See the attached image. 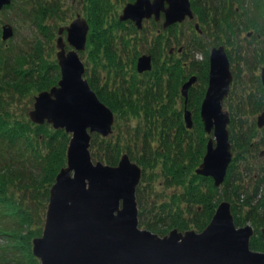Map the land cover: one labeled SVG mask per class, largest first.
<instances>
[{
  "label": "trees",
  "instance_id": "1",
  "mask_svg": "<svg viewBox=\"0 0 264 264\" xmlns=\"http://www.w3.org/2000/svg\"><path fill=\"white\" fill-rule=\"evenodd\" d=\"M15 2H18V10H13V13L22 23L32 24L36 34L31 48L28 46L29 51L23 48H4L0 39V264H40L31 252L32 239L41 235L40 224L45 217L49 190L56 174L65 166L70 136L46 123L35 125L27 115L35 94L54 86L60 78L57 61L52 56V44L56 41L60 26L56 31V24L50 23L62 17L58 15L56 1L11 0L4 8L15 7ZM32 2L35 5L26 10L25 6ZM191 2L198 25L207 21V9L199 0ZM111 3L112 0H85L84 8L85 18L90 25L87 39L89 45L96 52L104 50L102 56L107 63L105 66L110 72L113 71V85L118 87L110 89L114 90L110 92L108 86H101L97 67L93 69L92 76H84L99 100L118 119L122 113L127 116V120H133L135 126H118L114 132L115 141L101 139L98 148L95 147L98 136H93L90 145L92 159L115 166L120 156L127 154L132 162L140 166L142 176L136 190L140 227L161 236L174 228L200 232L209 223L219 202L226 200L231 204L235 225L241 227L249 224L254 228L250 248L253 251H264V239L260 234L264 227V160L259 165L255 161H248V158L257 159L264 152V129L258 130L255 120L248 118V115H257L261 111L257 99L252 104L247 103L249 107L243 105L227 109L231 115L228 131L233 158L223 183L217 188L211 178L194 173L212 137L204 131L199 116L198 102L204 89L193 91L190 95L191 104L195 101L198 106L188 109L193 113L192 127L188 129L182 119V110L152 104L158 98L151 86L155 83L158 86L157 94L160 93V75L154 81L149 78L137 81L134 74L125 80V64L128 66L129 62L123 59H126L131 49L128 47L126 52H122L125 56H117L113 52L112 34L117 27L109 25L108 21L117 12ZM245 3L247 6L242 8L239 17L247 21L240 22L237 34L242 41L241 36L245 40L244 32L251 29L264 36L257 25L263 21V0H249L248 3L245 0ZM176 26L172 28L174 38L179 35L175 33ZM218 26L220 22L216 17L214 27L218 29ZM132 29L144 35L146 28ZM126 35L122 34V40L126 41ZM254 40L245 41V53L253 55L261 52L260 47L264 48L261 40ZM199 44L196 41L192 47L202 52L204 46L199 47ZM43 45L46 46L45 53ZM160 45L158 43L151 53L153 57ZM133 48V56L139 55L141 50H138L137 42ZM136 61V57L130 60L132 70ZM172 74L175 92L178 93L180 80L182 82L185 79L184 69L177 65ZM127 84L132 89L125 88ZM3 85H7L8 93L12 91L24 97L30 96L28 104L18 115H13L5 108L9 101L2 96ZM141 89L142 99L137 98ZM158 187L159 191H156Z\"/></svg>",
  "mask_w": 264,
  "mask_h": 264
},
{
  "label": "water",
  "instance_id": "2",
  "mask_svg": "<svg viewBox=\"0 0 264 264\" xmlns=\"http://www.w3.org/2000/svg\"><path fill=\"white\" fill-rule=\"evenodd\" d=\"M10 3L0 0V10ZM160 12L164 13V29L194 16L189 0H135L125 5L119 20H132L140 29L143 18ZM89 31L87 19L78 13L68 25L59 27L55 57L60 78L34 96L28 112L33 124L46 123L70 135L65 166L49 190L41 235L32 239V255L40 264H264V251L250 248L254 228L249 224L237 227L226 200L219 202L200 232L174 228L160 236L139 227L136 190L142 176L140 166L127 154L111 166L94 162L90 153L91 135H111L115 118L84 77L79 52L86 48ZM12 36V26H2L1 39ZM151 69L149 55L137 59V73ZM262 79L264 82V69ZM195 80L192 76L182 85L184 98ZM231 80L224 47L212 48L209 85L200 108L204 131L212 137L194 173L211 178L217 188L233 158L230 115L222 107ZM183 118L186 128H191L189 110H184ZM257 125L264 126V114ZM260 234L264 239V227Z\"/></svg>",
  "mask_w": 264,
  "mask_h": 264
},
{
  "label": "flooded vegetation",
  "instance_id": "3",
  "mask_svg": "<svg viewBox=\"0 0 264 264\" xmlns=\"http://www.w3.org/2000/svg\"><path fill=\"white\" fill-rule=\"evenodd\" d=\"M134 1L135 0H118V2H116L118 3V9H114L115 5L113 3V10L118 13L116 14L117 16L112 15L110 17L108 21L110 23L109 25L114 27L116 26L117 28H137L136 24L132 20H119L125 5L134 3ZM152 1L153 0H150V3H152ZM189 2L194 16L192 19L186 18L183 22L190 24V29L194 33H190V38L181 44V47L176 51V54H174L173 47L169 48V51L166 50H168L167 47H170L171 42L174 44L175 38L172 34V28L174 25H178L179 23L173 24L164 29L163 23L165 18L163 12H160L157 16L152 14L150 17L143 18L142 28L139 30H142L143 28H146L148 25H150L151 27L156 28L157 32L154 36H151V40H149L147 43L150 44L148 51L133 57L138 59L140 55H149L152 60V69L151 71L144 73L131 71V75L134 74L139 81H141V77H146L149 78V80L152 79V81H154L160 75L161 77H159L162 79L160 82V93L157 94L158 86H156L155 83L153 86H151L152 90L155 92V97L158 98L157 100L152 101V104H158V106H166L169 108H178L182 110L181 115L184 121V110L198 106L195 104V101H193L191 104V93L193 91H201L204 89V94L198 102L199 109L201 108L202 101L209 85L211 50L212 48L223 46L228 58L229 70L232 75V80L229 84L228 93L222 100V107L224 110H227L228 108L235 109L243 105L249 107L246 104H252L253 100L257 99L258 104L261 107V111L257 115L256 113L253 115H248L249 120L253 121L254 119L255 123L257 124L259 115L264 114V82L262 79V71L264 69V48L260 47L259 50L261 52L253 53V55L250 53H245L244 50L245 47H247V44L245 43L246 40L251 41L253 38H255L254 41L261 40L264 43V36L251 29L244 32L245 40L243 36H241L243 41L239 40L237 37V34L240 31L239 24L242 21V17H239V15L242 14V8L246 6L245 0H199L201 5L204 6L209 13V16L206 17L207 21L200 23V26L198 25L199 22L197 16L195 15V10L191 0H189ZM164 7H167V3L164 4ZM216 17L220 22L218 29L214 27ZM196 25H198V28H196ZM257 25L262 29V32H264V15L263 21ZM228 26H230V28ZM235 30L237 31L235 32ZM168 33L169 36H167ZM164 34H166V36H164ZM240 34H242V32H240ZM214 35H216V37ZM228 35L230 38L227 39ZM160 37H162V39H160ZM196 41H199V47L204 46V49L201 52L202 60L200 61L195 60L192 57L193 54L189 52ZM158 43L161 44L160 48L157 50L156 56L153 57V54L151 53L154 52ZM102 50L103 49H101V51ZM113 52L117 56H125L122 54V48L120 49V47L113 46ZM177 65L184 69L185 77L182 82L180 80V84L177 88V91H179L178 93L180 94L179 97L178 93L175 92L172 74L173 69ZM129 68H131V66H129ZM126 70L127 69L125 68V71ZM138 75H141V77ZM192 76H195L196 80L193 85L189 87L187 98H184L181 94V87ZM129 79L130 77L125 78V80ZM125 88L128 90L132 89L130 86H128V84L125 86ZM107 90L110 92L114 91L108 88ZM133 91L135 93L137 92L135 89ZM137 98H143V89H141V93L139 96H137ZM263 160L264 152H261L256 161L259 163Z\"/></svg>",
  "mask_w": 264,
  "mask_h": 264
},
{
  "label": "rangeland",
  "instance_id": "4",
  "mask_svg": "<svg viewBox=\"0 0 264 264\" xmlns=\"http://www.w3.org/2000/svg\"><path fill=\"white\" fill-rule=\"evenodd\" d=\"M42 1H45V0H42ZM51 1H56L58 3V7H59L58 8V10H59L58 15L60 17H62V19H60L58 17V19H57L58 21L57 20H53L50 23L51 25L56 24V31H57L58 26L68 25L75 18V15L77 13L80 14L84 18L86 17L85 8H84L85 5H86L85 4V0H49V2H51ZM116 2H118V0H112V3H111V4L114 3V5H115L114 9H118V3H116ZM246 2L248 3L249 0H246ZM15 5L16 6L15 7L13 6L11 9L3 8L2 10H0V39H1V34H2V26H4L5 24H9V25L12 26L13 34H14L13 37H11V38H9V39H7L5 41L2 40L3 45H4V46L2 45V47H4V48H6V47L13 48L14 47L17 50L20 49V48H23L24 50H28L29 51L28 46H29V48H31L32 42L35 39L36 32H35V29L32 27V24H30V23H22V21H19L18 17H16L15 13H13V10H18V2H15ZM33 5H35V2H32L29 5L25 6V9L26 10H28L29 8L31 9V6H33ZM248 6H250V4H248ZM32 9H33V7H32ZM26 13H27V11L23 14V17H24V15ZM242 21L246 22L247 19L246 18H242ZM179 24H178V26H176V29H174L175 33L176 34L179 33V35H178L177 38H175L174 44H173V42H171L170 43V47H167L168 50H166V51H169V48L173 47L174 48L173 49L174 54H176V51L181 47V44L183 42H185L188 38H190V33L191 32L194 33L190 29V26H191L190 24H188L186 22H181ZM115 30H116V32L112 34L113 35V39H112L111 46L120 47V49L122 48V52H126L128 47H129L131 49L129 51V55L126 56V59H123V60H125L126 62H129V63H130L131 58L132 59L134 58L133 57V51H134L135 48H133V44L136 43V42L138 43V47H139L138 50L139 51L141 50L140 54L141 53H146L148 51V47H150V44H147L148 41L151 39V36H154L156 34V32H157L156 28H153L150 25H148L146 27L144 35L138 33V31H136L135 29H132V28H124V27H122V28H118V29L115 28ZM128 30H130V32H128ZM142 33H144V32H142ZM122 34H127L126 37H125L126 41L124 39L122 40V38H123ZM172 34H173V32H172ZM164 36H166V34H164ZM167 36H169V33L167 34ZM214 36L216 37V35H214ZM21 37H22V39H21ZM64 37H65V34H64ZM8 42H10V43L8 44ZM52 46L54 47V49L52 51V56H53V59L56 61V57H55V53H56L55 40H54ZM125 46L127 48H125ZM42 48L45 50V51H43V53H45L46 52V46L44 47V45H43ZM67 49H69V47H67ZM192 49H194V50H192ZM191 50H189V52L193 53L192 57L195 60H198V61L202 60V55H201V52L199 50H197V49H195L193 47H191ZM28 53H30V52H28ZM79 57L82 60V62L84 64V67H85L84 75L87 74V75H91L92 76L93 69L97 67L98 71L100 73L99 82H100L101 86H104V85L108 86L109 89H114V88L116 89L118 87V85H113L112 79H113L114 73H113V71L110 72L108 67L105 66L107 63H106V60L103 59L102 51H97V52L94 51L92 46H90L89 42L87 41L86 48H85L84 51H80L79 52ZM129 63H127L128 66L125 64L126 65V69H127L126 73H125L126 77H130L131 76V71H134V72L136 71L135 67H134V70L129 68ZM96 75H97V73H96ZM96 75L93 76L94 79H95ZM138 76L141 77V75H138ZM141 79H146V77H141ZM136 80H138V79L136 78ZM3 87L4 88L2 90L3 91L2 96H3L4 100L9 101L8 106H6L5 108L10 113H12L13 115H18L19 112L24 109L26 104H28L27 102L29 101L30 96L24 97V95L15 94L12 91H10V93H8L9 91L7 89V85H3ZM141 87H143V86H141ZM26 95H29V94L26 93ZM179 96H180V94L178 93V97ZM33 102H34V97L32 99V105H30L28 111H30L32 109ZM114 118H115V121H114V124H113L114 131H113V133L111 135H109V136H111L110 138H109V136L103 138V137H101V136H99L98 134H95V133H93L91 135V139L95 135L98 136V139L96 140V143H95V147L96 148H98L97 146L100 143L101 139H110L112 142H114L115 141V137H116L114 132H116V130L118 129V126L119 127H122V125H124L125 127L126 126H135L133 120H131V119L127 120L126 119L127 116H125L122 113H120V118L121 119L120 118L118 119L116 114L114 115ZM255 125H256L258 130L264 129V126L259 128L257 124H255ZM259 135H262L261 132H259ZM211 136H212V134H211ZM122 138H123V136L121 137V139ZM90 145H91V141H90ZM95 151H97V149H95ZM93 161L96 162V161H100V160H93ZM248 161H250V163L251 162L253 163V161H255V163L257 165H259V163L256 161V159L252 158V160H251L250 158H248ZM157 184L158 183H156L155 185L157 186ZM159 188L160 187H158L156 189V191H159L158 190ZM176 188L179 189L178 187H176ZM170 190H172V188H170ZM159 195H161V193H159ZM242 213H243V211H242ZM44 216H45V212H44ZM44 218L45 217H43L42 222L40 224L41 229L43 228ZM140 228L144 229L143 226L140 227ZM41 232H42V230H41Z\"/></svg>",
  "mask_w": 264,
  "mask_h": 264
}]
</instances>
